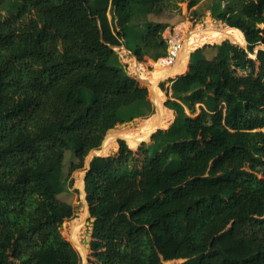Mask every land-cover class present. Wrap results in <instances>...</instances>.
Here are the masks:
<instances>
[{
    "label": "trees",
    "instance_id": "obj_1",
    "mask_svg": "<svg viewBox=\"0 0 264 264\" xmlns=\"http://www.w3.org/2000/svg\"><path fill=\"white\" fill-rule=\"evenodd\" d=\"M164 1L0 9V264H81L61 231L72 214L57 199L64 152L75 157L68 173L81 168L120 110L148 99L110 60L122 44L139 62L166 55L165 22L146 17L138 42L128 40L138 5L156 13ZM222 1L217 18L246 45L224 39L211 58L191 52L169 79L174 117L150 135L153 150L118 139L115 152L91 158L86 264H264V0Z\"/></svg>",
    "mask_w": 264,
    "mask_h": 264
},
{
    "label": "rangeland",
    "instance_id": "obj_2",
    "mask_svg": "<svg viewBox=\"0 0 264 264\" xmlns=\"http://www.w3.org/2000/svg\"><path fill=\"white\" fill-rule=\"evenodd\" d=\"M10 3L11 0H8L3 4V6L0 7V9L4 10L9 6ZM187 3L188 0H165L162 11L156 13L149 12L147 14H145L146 6L142 4L138 5L135 10V14L130 21L128 40H131L132 42H138L135 37L144 31L142 23L146 20V17L149 20L167 23V27L162 32L163 38H169V36L173 34L174 30L176 31L182 29L180 24H184V22L189 24L188 30H186L189 31L188 35H192L197 29H203L213 31L215 34H218L219 38H217V40L225 37L221 36L220 34L223 29H228L226 27L227 25L217 18L218 12L224 8V2L222 0H199L192 7H188ZM107 17L110 21L111 14L109 11L107 12ZM235 31L236 33L240 34L238 30ZM182 35L185 34L182 32L179 34V38L181 37L180 39L184 40V37L186 38L187 35ZM242 38L243 40H234L228 37H225L224 39H228L234 43L238 42L239 44L246 45L243 36ZM217 40H212V43H203L202 45L195 47L193 50H191V52L196 48H201V52L199 51L198 55L205 54L206 57L211 58L214 53V48L211 45L220 43L222 41V39L219 41ZM258 47L264 48V45L258 44L256 48ZM153 50L154 49L152 48H148V54L153 52ZM191 52L188 55L186 70L188 68ZM163 57L164 56L153 60L149 56H146L143 61L139 62L136 60V66L132 67L131 63L133 60H135V57L125 48L124 44L114 47V53L110 62L121 65L127 74H132V76L138 81L146 85L148 88V99L120 110L118 113L120 118H118V121L113 126V128L118 129V132L115 134H108L107 132V135L105 136V139L102 143L104 146L101 155H107L115 152L118 148L117 138L125 135L126 133H129L132 136L131 140L129 137V141L123 136V140H125V142L130 147L135 148L142 141L145 142L146 145L150 146V135L155 132L158 127L161 128L163 124H169L170 120L174 117L173 110L165 105V100L171 98V91L169 89L171 82L169 79L179 73L158 77L155 84L157 94L156 92H152L147 80V78L156 68L154 62H157ZM159 92L161 95H159ZM160 105L162 106L161 110ZM186 112L189 113L187 108ZM198 112L199 107L197 104L196 112L191 115H195ZM102 144L93 150L99 151ZM154 148L155 147L150 146V150H153ZM156 149H160V146H157ZM63 160L64 165L62 169V176L64 179L65 188L57 195V199L61 202L69 204L72 209V214L68 219L62 222L61 231L78 252L80 256V263L83 264L84 260L82 253H84V251H86L88 248V240L90 239L92 229V219L89 218V216H86L84 193L82 190L84 186L81 182L82 175L86 170V159L81 168L75 169L70 173H68V166L71 161L75 160V157L69 150H65ZM75 234L80 241L81 247H79L77 243ZM174 261L175 260L167 261V263Z\"/></svg>",
    "mask_w": 264,
    "mask_h": 264
},
{
    "label": "bare ground",
    "instance_id": "obj_3",
    "mask_svg": "<svg viewBox=\"0 0 264 264\" xmlns=\"http://www.w3.org/2000/svg\"><path fill=\"white\" fill-rule=\"evenodd\" d=\"M180 27H182V29H180L181 33L183 32L185 34L182 36H186V35L187 36L186 38L184 37V40H183L184 43L181 47L182 50L179 51L178 53V60L174 64H171V65L167 61L162 60V59L158 60L157 62H154L156 68L147 78L148 85L151 87L152 92L154 93L156 92V94H157V91L155 89V84L157 82L158 77L166 76V75H174V74L183 72L184 70H186V66H187L186 63L188 60L189 52L191 50H193L197 46L202 45L203 43H206V42L212 43L211 42L212 40H217V38H219L218 34H215L213 31H208V30H203V29H197L192 35L190 34L188 35L189 31H186V30H188L189 24L185 22L184 24H180ZM240 34L242 35V33ZM240 34L236 33L235 30L228 28V29H223L220 35L234 39V40H243L242 38L243 35L241 36ZM225 37L221 39L223 40ZM185 39H186V43H185ZM221 39H218L217 41ZM159 95H161L160 92H159ZM161 109H162V106L160 105V110ZM166 125L167 123L163 124L162 127H165ZM116 132H118V129L115 128L109 131V134H115ZM123 136L124 138L126 137L125 139L128 141H129V137H130V140L132 137L131 134L129 133H126ZM75 237L77 239V243L79 247H81L80 241L78 240L76 234H75Z\"/></svg>",
    "mask_w": 264,
    "mask_h": 264
},
{
    "label": "built area",
    "instance_id": "obj_4",
    "mask_svg": "<svg viewBox=\"0 0 264 264\" xmlns=\"http://www.w3.org/2000/svg\"><path fill=\"white\" fill-rule=\"evenodd\" d=\"M181 30H174L173 34L169 38L164 37L167 42V53L161 58L162 60L167 61L170 65L174 64L178 60V53L181 51L183 45V39L179 38ZM132 76V74H130Z\"/></svg>",
    "mask_w": 264,
    "mask_h": 264
},
{
    "label": "water",
    "instance_id": "obj_5",
    "mask_svg": "<svg viewBox=\"0 0 264 264\" xmlns=\"http://www.w3.org/2000/svg\"><path fill=\"white\" fill-rule=\"evenodd\" d=\"M238 43V42H237ZM240 45H242V44H240ZM242 46H245L244 44L242 45ZM182 50V49H181ZM191 52V51H190ZM190 52H189V54H190ZM135 60H137L136 58H135ZM180 74V73H179ZM174 77V76H173ZM172 120H173V118L170 120V122H172ZM169 122V123H170ZM168 123H167V125L165 126V127H161V128H166V127H168ZM159 128V127H158ZM113 129H115V128H109L108 129V132L109 131H111V130H113ZM118 139H124L122 136H120V137H118L117 138V140ZM103 146H104V144H102V146H101V148H100V150L99 151H96V150H93L92 152H90L89 154H88V156H87V158H86V168L88 167V165H89V162H90V160H91V158L93 157V155H101L102 154V152H103ZM85 174H86V170L84 171V173H83V175H82V178H81V182L83 183V186H84V178H85ZM83 190V193H84V201H85V208H86V216H89V207H88V204H87V201H86V198H85V190H84V188L82 189ZM89 241V240H88ZM88 246H89V243H88ZM87 251V250H86ZM86 251H84V253H82L83 254V260H84V262H83V264H86Z\"/></svg>",
    "mask_w": 264,
    "mask_h": 264
},
{
    "label": "crops",
    "instance_id": "obj_6",
    "mask_svg": "<svg viewBox=\"0 0 264 264\" xmlns=\"http://www.w3.org/2000/svg\"><path fill=\"white\" fill-rule=\"evenodd\" d=\"M131 65H132V67L136 66V60H133Z\"/></svg>",
    "mask_w": 264,
    "mask_h": 264
}]
</instances>
